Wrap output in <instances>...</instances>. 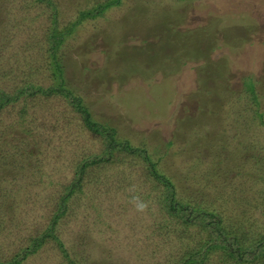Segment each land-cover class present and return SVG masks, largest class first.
Returning a JSON list of instances; mask_svg holds the SVG:
<instances>
[{"label": "rangeland", "instance_id": "1", "mask_svg": "<svg viewBox=\"0 0 264 264\" xmlns=\"http://www.w3.org/2000/svg\"><path fill=\"white\" fill-rule=\"evenodd\" d=\"M0 90L13 97L0 108V261L45 232L86 159L57 239L20 264L199 259L208 232L168 213L147 155L223 229L200 264H264V0H0ZM163 93L165 121L152 107ZM85 112L145 155L92 162L105 143Z\"/></svg>", "mask_w": 264, "mask_h": 264}, {"label": "trees", "instance_id": "2", "mask_svg": "<svg viewBox=\"0 0 264 264\" xmlns=\"http://www.w3.org/2000/svg\"><path fill=\"white\" fill-rule=\"evenodd\" d=\"M117 3H119V1L118 2L111 1L109 4L100 6L94 9L93 11L89 10V11L83 12V14H81V17L82 16L84 17L86 15L93 16L97 12H101L104 7H107L108 5L112 6ZM80 20L81 19H79V21ZM79 21H75L73 25L75 26V24H77ZM52 41H53V46H56L59 44V42H61L60 37L57 36L54 31H52ZM56 68H57L59 76H61L62 70L60 69L59 64L56 65ZM249 79L251 80V78ZM168 86L165 85V89ZM30 87H33V86L28 84V86L20 87V89L16 90V92H19V93H17V95L15 96H18L19 94L29 95ZM159 87L163 89L160 85ZM244 87L247 89V92H249L248 94L250 95V98L253 99L257 103L256 89H255L254 82L252 80L247 82V79H246ZM61 89L62 88L51 87L48 90L53 93V92H57L56 90L60 91ZM38 90L42 92L46 91V90H41L39 88ZM64 90L65 88H63V92L66 91ZM65 93H66L67 98H69V100L72 101L71 104L81 109L80 108L81 98L74 95V93L71 90H68ZM8 97H10L8 93L0 90V108H2L5 105V103H8L10 101ZM10 98H13V97H10ZM164 100L165 99H164V93H163L162 95L159 96L158 104L157 105L154 104L152 106L154 107V109L156 108L155 113L159 116L161 121H165L168 118V112L166 111V106H165L166 101L164 102ZM257 116L259 119H261V122L264 123V121L262 120L264 117V114L262 112H258ZM83 118L85 119L86 123H90L87 112H85ZM92 123L93 124L91 123L88 124V128L98 133L101 132V134L103 135L104 143H105L102 156L95 157L92 162L97 161V160H105V159L108 161L109 159H112V156L114 155L116 151H122V153H125L127 156L128 153L138 152L137 150H139L140 153H143L145 155V153L141 151L142 148L139 149V148L133 147L132 145L129 144L126 138L117 137V134H116L117 129L115 127L106 128L104 127V125L98 126L96 122H92ZM145 156H146L145 162L147 161V163L145 164H148L149 166V170L147 171V173L152 177L153 180L159 181L160 185L164 189V194L162 196V202L164 206L167 208L168 213L172 214L175 217H179L185 223L186 226L187 225L194 226V228L199 232V235L201 236H202V233H206V231L208 232V237L203 238L201 243L199 242V245H198V250L202 249L203 255L199 259H197L194 257L193 253L188 252L187 256L182 261L187 264L188 263L189 264H200L205 259V256L208 250L214 247L224 248L225 247L224 241L220 243L214 242V240L216 239V236L221 235V233L223 234V229L213 219L215 216V213L211 211V209L204 208L201 206H196L197 204H195L194 201L180 200L177 197V192H176V189H174L175 188L174 183L171 180V178L168 177L167 175L164 176L162 174H159L154 168V163L148 158L147 155ZM89 162L90 160L86 159L85 161H81L77 165V168H78L77 169V180L72 181V183H70V185L67 188H64L66 189V193H65L66 196L61 199L60 209L53 215L50 221L49 227L44 230L45 232L43 231L44 233L33 238L31 244H29L27 248H21L18 251L16 250L14 255H12L13 257L11 256L12 258L11 259L9 258L10 259L9 261L8 260L0 261V264H20L27 258L29 254L35 253L38 250V248H40V246H42V244L45 242L47 237L52 236L55 239H57V236L55 235L54 230L56 229V224L58 222L59 217L65 212V209H66L64 206L65 200L69 197L71 193L74 192V190L77 188V185H79V177L82 174L85 166ZM152 183L155 187H157L155 181H152ZM213 225L215 226V228L218 229L217 232H214V233L211 232V229H214ZM6 238H9L8 240L10 242H16V241H13L14 236L12 234H7ZM58 243L60 247L62 248L61 241H58ZM261 245H264V244L261 242Z\"/></svg>", "mask_w": 264, "mask_h": 264}]
</instances>
